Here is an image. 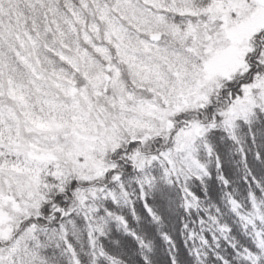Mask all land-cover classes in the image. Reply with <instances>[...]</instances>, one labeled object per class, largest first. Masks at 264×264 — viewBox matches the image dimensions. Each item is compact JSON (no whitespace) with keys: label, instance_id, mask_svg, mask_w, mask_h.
Here are the masks:
<instances>
[{"label":"snow or ice","instance_id":"1","mask_svg":"<svg viewBox=\"0 0 264 264\" xmlns=\"http://www.w3.org/2000/svg\"><path fill=\"white\" fill-rule=\"evenodd\" d=\"M0 264H264V0H0Z\"/></svg>","mask_w":264,"mask_h":264}]
</instances>
